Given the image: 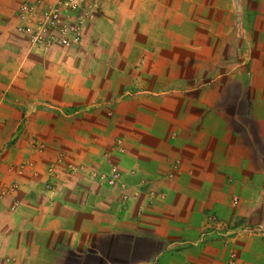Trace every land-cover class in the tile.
<instances>
[{"label":"crops","instance_id":"0c3cea01","mask_svg":"<svg viewBox=\"0 0 264 264\" xmlns=\"http://www.w3.org/2000/svg\"><path fill=\"white\" fill-rule=\"evenodd\" d=\"M24 1L0 0V264H264V0H102L70 49L30 47ZM117 143L121 187L85 173Z\"/></svg>","mask_w":264,"mask_h":264},{"label":"built area","instance_id":"2783aa9c","mask_svg":"<svg viewBox=\"0 0 264 264\" xmlns=\"http://www.w3.org/2000/svg\"><path fill=\"white\" fill-rule=\"evenodd\" d=\"M116 1V0H112ZM102 0H54L45 4L42 0L24 1L18 11L15 28L26 34L32 49H44L54 45L72 48L82 41L83 30L93 23L101 14ZM113 151L124 152L123 146L117 143L104 153V168L84 170L82 165L69 164L71 171L85 173L99 183L121 187L123 172L119 165L112 161ZM53 172L50 167L48 170ZM237 198L233 203H237Z\"/></svg>","mask_w":264,"mask_h":264}]
</instances>
